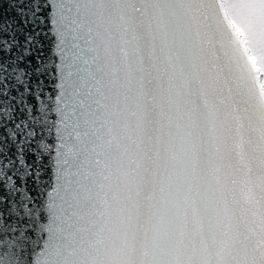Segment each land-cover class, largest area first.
<instances>
[{
    "label": "snow or ice",
    "instance_id": "6c2138e0",
    "mask_svg": "<svg viewBox=\"0 0 264 264\" xmlns=\"http://www.w3.org/2000/svg\"><path fill=\"white\" fill-rule=\"evenodd\" d=\"M0 264H264V0H0Z\"/></svg>",
    "mask_w": 264,
    "mask_h": 264
}]
</instances>
